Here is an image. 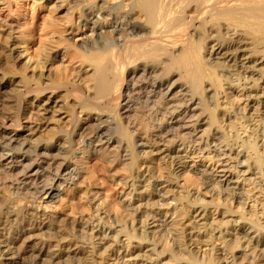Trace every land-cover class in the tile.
Returning <instances> with one entry per match:
<instances>
[{
	"label": "bare ground",
	"instance_id": "obj_1",
	"mask_svg": "<svg viewBox=\"0 0 264 264\" xmlns=\"http://www.w3.org/2000/svg\"><path fill=\"white\" fill-rule=\"evenodd\" d=\"M59 1L60 11L69 10L68 17L59 22V16L47 14L39 22V17L32 14L34 16H30L24 31L28 40L22 41L20 46L28 67H41L47 71L53 68L54 80L51 79L50 84L48 81L47 85L35 83L33 87L24 79L25 83L20 80L24 87L26 84L28 92L40 95L39 101L46 89H52V93L54 89L62 88L63 99L73 100L72 108H62L67 119L54 121L55 113L46 108L45 101L50 100L47 96L44 102L41 101L44 106H39L38 110L46 116L44 120L50 114L49 120L53 119L55 123L52 121L54 124H51L48 118L42 123L46 133L37 124L29 132L33 137L40 133L32 142L19 135L4 133L8 125L15 129L20 125L19 92L14 98L11 96L17 106L13 105L16 120L10 117V107L6 110L5 106L10 115L0 116V172L5 176L4 180L9 179L5 186L30 197L32 207L28 217L46 216V210L53 207L54 188L78 189L80 171L77 165L103 157L114 159L109 154L114 144L126 165L134 163L132 149L148 146L171 162L174 160V172L177 173L178 167H188V160H191L187 155L171 156L180 151L177 147L183 145L180 139L184 135L194 136L200 150L216 152L219 159L233 161L234 167L242 165L236 176L224 167L213 166L207 172L202 168L204 165H194L195 172H207L211 180L219 184L221 200L246 205L247 198L239 177L244 181L253 177V189L264 194V100L257 99L264 94V70L259 71L264 66V0ZM0 2L3 4L4 0ZM44 45L55 49L49 56L43 54L37 62L31 51L34 46ZM220 64L225 69H219L222 73L218 75L213 68H222L216 67ZM173 75L182 82L179 87L183 89V95L179 105L173 106L175 109L157 122L153 109L173 94L169 87L174 83L170 81ZM201 89L204 96L200 100L195 95H200ZM194 102L195 107L191 108ZM140 107L145 109L142 118H146V125H149L145 131L131 120ZM240 115L244 120L238 121ZM84 116L86 120L83 121ZM5 119L14 124L5 126ZM88 120L96 122L92 124L94 133L100 134L95 143L77 133ZM72 122L76 123V128H70V132L68 125ZM206 127L209 130L205 132ZM44 134L45 139H39ZM72 136L79 137L78 143ZM76 151L80 154L76 155ZM243 162L246 163L244 166ZM85 174L88 179L92 177L91 172ZM159 181L152 171L145 170L138 175L137 183H128L127 188L131 187V191L139 187L148 189L149 193L138 195L137 201L168 205L167 201L176 196L170 192L175 191L167 185L158 189L162 184ZM83 195L79 194L80 197ZM86 195L98 196V191L88 190ZM181 199L189 200L182 195ZM86 200L98 216L99 202L95 198L86 197ZM190 202L188 214L174 232L169 233L172 222L162 221L161 231L166 235L158 246L160 249L155 247L145 259L128 264H264V220L250 209L234 216L225 207L218 214L222 221L215 225L204 199L194 196ZM130 209L137 213L134 207ZM167 210L173 214L175 208L167 207ZM262 210L264 214V207ZM140 218L136 227L121 228L128 240L136 238L131 232L145 227L146 220L156 222L161 217L160 212L155 211L144 220ZM84 224H80L79 231L85 232L86 227L93 239L103 241L99 247L111 243L108 245L110 253L107 249L105 257L112 264H121L119 259L122 262L126 256L131 258L138 249L122 250L118 246L121 241L116 240V233L110 226L97 220ZM31 228H35L33 223L28 224V229ZM137 235L141 239L146 234L139 232ZM13 244L12 240L0 236V261L4 264H19L12 259ZM28 253L56 256L42 246L32 248ZM240 257L243 262L238 261Z\"/></svg>",
	"mask_w": 264,
	"mask_h": 264
},
{
	"label": "rangeland",
	"instance_id": "obj_2",
	"mask_svg": "<svg viewBox=\"0 0 264 264\" xmlns=\"http://www.w3.org/2000/svg\"><path fill=\"white\" fill-rule=\"evenodd\" d=\"M58 2L60 1L4 0L3 4L0 2V105L4 107L3 108L0 106V113H2L0 116H3L4 114L7 116L9 111L6 110L7 107H10L8 110H12L14 113L10 111L11 115H9L13 118V120H16L14 119L16 116L15 114H17L19 111V127L15 129V126L10 127L8 125L5 130L6 132L4 131V133L12 136L19 135L20 137H17L24 140L27 138V142H32V139L40 134L37 133L33 137L30 133L29 136V132L32 131L31 127L35 128L36 124L37 127L41 126L42 132L46 133L47 129H45V126H43L42 123L45 122L50 114H48L47 118L44 120V117L46 116L40 113L41 111L38 110L39 106L42 107L44 106L43 104L47 103V110H49V112L52 114L53 112L55 113L53 114V118H55L54 121L57 120L58 122H61L66 118L63 109L68 106L71 107L72 105L70 104H73L72 98L63 99L64 97L62 96L64 92L62 88H58L59 90L56 88L52 93H50L52 89H46L44 93H42L43 95H41L39 101L40 95L34 96V92H28L27 88H25L26 84H24V87L21 81L24 79L28 86H32L35 83V85H41L42 83L47 85L48 81L50 84L51 81L54 80V77H52L55 75L53 68H49L48 72L45 68H32V66L28 67V64L25 63V59H23L25 54L22 55V53H20L22 50L20 46L21 43H23L22 41L27 42L28 40V35L24 33V31L30 16L32 17L36 15L39 17V22L41 21L40 18L45 19L47 14L59 16V18H57L59 22L64 21V17H68V14H70L69 10L60 11L62 6H60L61 4H58ZM62 5L64 4L62 3ZM20 33L22 35H20ZM11 38H14L15 40ZM33 49L34 50L31 51V53L33 54L35 60L39 62L43 54L49 56L55 48L44 45L42 47L34 46ZM217 61L223 63L221 60ZM216 67H222L217 68L218 70H214L213 68V71L218 75L222 73L219 69H225L223 64H220ZM260 70H264V66H261L259 71ZM172 80L174 83L169 87L171 88L174 96L173 94L168 96L164 101L157 103L153 109V114L155 115L157 122H160V119L163 115L167 116L172 110L175 109V107L179 105V99L183 95V89L179 87L182 82L177 78V76L175 77V75L170 78V81ZM25 81L23 83H25ZM6 83L7 86L5 87L4 85ZM11 89L15 90L12 92ZM16 92H19L21 99L17 112L15 111V107H13L15 104L13 98ZM200 92V95L196 94L195 96L197 99L201 100V97L204 96V93L202 92V89ZM9 93H12L13 95H8ZM8 96L10 98H8ZM11 96H13V98H11ZM47 96H49L50 100L52 101L48 100L47 102ZM257 99L264 100V94H261L259 97H257ZM44 100H46L45 103H42L41 101L44 102ZM196 102L191 105V108L195 107ZM8 103H10L9 106ZM36 104H38V107L35 109L34 106ZM144 111L145 109H142V107L138 108L137 114L131 118V120L135 121L136 124H140L142 131H145L147 129L146 126L148 125H146V123H148L146 118H142L144 116ZM36 112V116L41 118L34 116ZM12 115H14V117ZM31 115L34 117L33 119ZM41 115H43V117ZM138 115H141V117H138ZM93 118L95 119V115H93ZM41 119L42 121H40ZM82 119L84 121V119L86 120V117L84 116ZM242 120H244V118H242L240 115L238 121ZM48 121L51 122V124L54 122L53 119L49 120V118ZM4 122L5 126H7V124H10L12 121L7 122L5 119ZM13 124L14 123L10 125ZM92 124H96V122H90L88 120L84 127L80 129V132L77 131V133H81L82 136L80 135V137L88 140V142L95 143L98 140V135L100 136V134L94 133L95 126ZM68 127L69 131L70 128L75 130L76 123L72 122V124L68 125ZM68 127L66 126V130ZM208 128L209 127H206L205 132L209 130ZM112 135L116 136V134L113 132ZM41 136L39 139H45L46 137L45 134L43 137ZM73 137L74 136H72V138ZM74 138L73 140L77 141V138L79 137L75 139ZM180 140L183 142L182 146L177 147V149L180 151L177 154L173 153L171 156L187 155L191 158V160H188V167L182 165L178 167L179 169L177 173H175L176 171L174 172V160L171 162L169 158L163 157V155H161L156 149L154 150L148 146L132 149L133 153H131V157L134 159V163L132 166L126 165L127 162H123L119 158L116 150L117 144H114L115 148L112 146L111 153H109L111 154L110 156L115 157L114 159L111 160L109 157H103L99 160L93 159L84 165H77L80 171L79 179L77 180L79 185L78 189H65L62 187L54 188L53 190L55 194L51 204V206L54 208L51 207L49 211L46 210V216L36 219L34 217H28L30 208L32 207L30 204V197H27L22 193H16L12 188L5 186L7 185L9 179L6 178L7 180H4L5 176L0 172V217H2L0 222L3 221L0 223V236H5L12 240V243H14V253L12 259L19 262V264H106V262L112 264V262L107 261L105 257L107 249H109L110 253V247H108V245L111 243L107 242V244L105 243L104 246L99 247L103 241L93 239L86 227H84L85 232L79 231L81 223L87 224L89 221L97 220L100 224L111 227V230L116 233V240L121 241L119 242L120 244L118 246L121 247L122 250L127 252L130 250L135 251V249L138 248L137 250L139 251L136 250V253L134 252L131 258L126 256L123 258V263L120 259L118 262L121 264L140 262V260L145 259L148 254L150 255V253H153L155 247L156 249L158 248V246L161 244V240H163V236L166 235V233H162L161 231L163 229L162 227H164L162 221L165 220L169 223L172 222L173 226L171 227V230H169V233L174 232L178 224L183 222L185 216L188 214L189 206L192 204L190 201L194 196L201 197L206 201V207L211 217L210 219L214 220L215 225L222 221L220 220V216L218 214L225 207L231 210V213L234 216L240 215L242 212L245 213L244 211L250 209L256 214L257 217H259L261 220H264V214L262 213V207H264V194L258 192L256 189H253V177H250L251 179L247 181H244L242 177H239L238 179L240 185L244 189L245 197L247 198L245 200L246 205L240 206L232 203L231 201L221 200L222 198L220 194H218L219 184L215 181L213 182L209 173H207L208 169H211L213 166L224 167L236 176V171L240 168L239 166L242 165L234 167L235 163L233 161L226 162L222 158L219 159V157L216 156V152L208 149L200 150L199 141L192 135H184ZM75 143H78V141ZM78 151L80 152V150ZM79 152L76 151V155H79ZM242 164L244 166L246 163L243 162ZM194 165H198V167L204 165L202 168L206 169L207 172H195L193 170ZM145 170L152 171L153 175L159 178V182L162 184L158 186V189H160L162 186L164 188L167 185L168 187H171L173 191H175L170 192L172 195L176 196L174 199L167 201L168 205L160 206L154 202L149 203L152 201L147 200H141L142 202L137 201L138 195H146L149 193L148 189L145 190V188L139 187L137 190L133 189L131 191V187L127 188L128 183L129 185L131 183H137L138 175ZM86 172L92 173V177L90 179L85 177ZM235 176L233 175L234 178ZM3 180L5 182H3ZM174 186H178V188ZM88 190H97L98 196H85V193L88 192ZM82 193L84 195L83 197H80L79 194ZM170 193H168L167 196L170 195ZM181 195L186 196L189 200L181 199ZM86 197L95 198V200L99 202L100 206L98 209V216H96L94 213V208H92L91 205H88ZM131 207H134L137 213L133 212V210L130 209ZM167 207L175 208L173 214H170L171 212L167 210ZM155 211L160 212V221L153 222L149 219L146 220L147 222L145 227L131 232L136 238L128 240L127 238L129 237H125V233L121 232L122 227H136L138 218L141 217L140 220H144L146 216H150ZM99 217H101V219H96ZM29 223H33L35 228H31L32 230L28 229ZM37 227L39 229H37ZM139 232L146 235L141 237V239H138L139 235L137 234ZM41 246L45 247V249H49V251L56 256L43 257L28 253V250ZM159 249L160 248H158V250ZM16 257L18 259H16ZM242 260L243 257H240L238 261L243 262ZM0 264H4V262L0 261Z\"/></svg>",
	"mask_w": 264,
	"mask_h": 264
}]
</instances>
